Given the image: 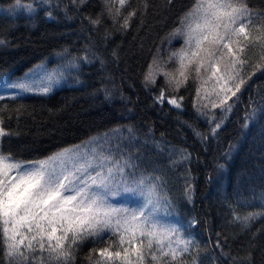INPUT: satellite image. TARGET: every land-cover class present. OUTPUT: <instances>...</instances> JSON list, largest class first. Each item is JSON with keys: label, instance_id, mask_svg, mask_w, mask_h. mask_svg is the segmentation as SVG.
Listing matches in <instances>:
<instances>
[{"label": "trees", "instance_id": "16d2710c", "mask_svg": "<svg viewBox=\"0 0 264 264\" xmlns=\"http://www.w3.org/2000/svg\"><path fill=\"white\" fill-rule=\"evenodd\" d=\"M30 2L33 0H22ZM143 2L130 0L121 10L122 22L129 11L140 9L123 30L119 23L113 25L104 12L103 0H85L83 4L52 0L51 8L36 4L33 14L21 8L14 15L6 10L15 0H0V39L7 42L0 46V70H8L13 79L23 77L41 62L51 70L86 52L91 60L80 61L79 69H71L47 95L29 93L17 101H0V108L8 106L2 114V127L12 133L2 138L0 148L31 160L81 144L115 127L132 126L134 138L126 140L123 147L138 158L142 169H157L163 177L166 193L175 206L173 211L178 214L171 219L195 217L199 221L191 230L200 244L193 253L199 257L198 264H264V216L250 220L247 226L233 219V209L241 216L264 212V112L257 114L249 129H242L250 106L264 105V60L255 58L244 69L245 77L251 74V79L238 94L239 100L223 128L215 139L209 136L201 142L195 132L208 134L209 124L193 106L194 102L198 107L204 103L196 99L194 77L178 92L170 93L183 97L180 110L167 103H154L153 98L164 86L163 75L149 89L142 82L154 54L164 71L175 74V59L165 61L182 47L183 37L177 36L169 43V33L191 0H172L171 5L168 0H146V11ZM244 2L259 14L255 21L260 30L251 36L255 39L264 34V0ZM112 7L114 15L118 2ZM48 10L53 13L52 19L45 14ZM102 12V23L91 25L87 18L95 19ZM65 48L68 53L57 56ZM105 87L112 92L109 99L105 98ZM21 104L24 108L17 114L14 109ZM212 111L220 116L219 109ZM124 134L127 136L126 127ZM230 144L235 149L229 158L225 153ZM176 149H185L190 158L173 164V160H179ZM217 164L226 167L218 170ZM185 177L193 187L191 203L184 196ZM217 233L219 248L215 246ZM116 240L108 232L85 240L76 248L70 264H104L99 250L117 251ZM185 260L191 264L192 257L186 256ZM0 264H7L2 251Z\"/></svg>", "mask_w": 264, "mask_h": 264}, {"label": "snow or ice", "instance_id": "6c2138e0", "mask_svg": "<svg viewBox=\"0 0 264 264\" xmlns=\"http://www.w3.org/2000/svg\"><path fill=\"white\" fill-rule=\"evenodd\" d=\"M71 2L83 4L85 0ZM117 2L119 7L113 15L112 5ZM103 3L113 25L119 23L123 30H127L129 21L140 11L132 9L121 22V10L130 0H103ZM168 3L171 5L172 0ZM36 4L51 8L52 0L30 3L15 0L6 11L14 15L22 8L33 14L37 11ZM147 7L145 0L143 9L146 11ZM45 14L53 18L51 10ZM103 14L87 19L91 25L98 26ZM256 15L259 14L244 0H191L169 33V43L177 36L183 37L182 47L170 53L165 61L170 63L175 59V74L164 71L155 54L143 72L146 89L154 87L158 76L163 75L164 86L153 98L154 103L161 106L167 103L177 110L182 109L183 97L170 93L178 92L194 77L196 99L204 103L198 107L194 102L193 106L209 124L208 134L195 132L201 142H206L209 136L215 139L223 128L239 100L238 94L251 79V74L245 77L244 69L255 58L264 60V34L253 39L248 31ZM6 43L0 39V46ZM159 51L157 48V54ZM67 53L65 48L57 56ZM80 61L91 62L87 52L51 70L41 62L15 79L8 70H0V101H17L29 93L47 95L71 69H79ZM76 81L79 83L78 77ZM104 93L106 99L111 98L112 92L107 87ZM7 107L0 108V141L5 135H12L2 127V114ZM250 107L242 125L245 130L258 113L264 112V105ZM23 108L21 104L14 111L19 114ZM215 109L220 110L219 117L212 111ZM261 134L264 136V131ZM133 138L132 126L115 127L81 144L31 160L20 159L0 148V251L7 264H70L80 244L89 238H100L106 232L117 237L118 250L100 249L104 264H187L186 256L192 257L191 264H198L199 257L193 253L200 244L191 230L199 221L195 217L171 219L178 214L173 211L175 206L166 193L163 177L157 174V169L151 172L142 169L138 158L123 147L126 140ZM113 141H116L114 145ZM234 149L235 145L230 144L225 155L230 158ZM174 151L179 153V160H173V164L190 158L185 149ZM216 167L223 170L226 165ZM185 181L184 196L191 203L193 187L188 177ZM261 201L264 204V194ZM258 216H264V212L241 216L233 209L234 221L245 226ZM219 236L217 233L218 248L221 247Z\"/></svg>", "mask_w": 264, "mask_h": 264}, {"label": "rangeland", "instance_id": "374dc122", "mask_svg": "<svg viewBox=\"0 0 264 264\" xmlns=\"http://www.w3.org/2000/svg\"><path fill=\"white\" fill-rule=\"evenodd\" d=\"M255 20H256V16L253 17V23H252V26H251L250 29H248L250 37H251L252 35L255 36V34H257V33H255V31L257 32V31L260 30V26L258 25V23H256ZM254 36H253L252 38H254Z\"/></svg>", "mask_w": 264, "mask_h": 264}]
</instances>
